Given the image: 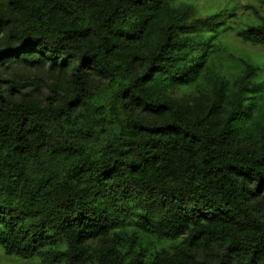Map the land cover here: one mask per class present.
Wrapping results in <instances>:
<instances>
[{
  "label": "trees",
  "instance_id": "1",
  "mask_svg": "<svg viewBox=\"0 0 264 264\" xmlns=\"http://www.w3.org/2000/svg\"><path fill=\"white\" fill-rule=\"evenodd\" d=\"M185 2L0 0V257L264 264V15Z\"/></svg>",
  "mask_w": 264,
  "mask_h": 264
},
{
  "label": "rangeland",
  "instance_id": "2",
  "mask_svg": "<svg viewBox=\"0 0 264 264\" xmlns=\"http://www.w3.org/2000/svg\"><path fill=\"white\" fill-rule=\"evenodd\" d=\"M186 4L192 5L195 7V9L198 12V15L201 17H206L214 13H222L224 10H232L237 9L239 10L244 6L253 5L257 9L260 10V12L264 15V0H186ZM233 38V37H229ZM231 44L233 45V48L237 52H239L240 55L250 59L257 65H261L264 67V48L262 47H253L248 44H242L236 39H232ZM21 74L27 77H41L44 79H48L49 74L45 71H27V70H20ZM52 78H54L53 75H51ZM264 79V76H263ZM183 94L178 93H172L169 92L170 99L183 101L184 103H190L192 102L191 99L184 97ZM121 116H124V113L120 110ZM100 122V121H99ZM101 129V128H99ZM111 127L108 125L107 134L110 132ZM106 134V135H107ZM106 135L101 136V140H106ZM97 242L91 243V246L96 247ZM0 264H39L38 261H20L17 259H12L8 257H0Z\"/></svg>",
  "mask_w": 264,
  "mask_h": 264
}]
</instances>
